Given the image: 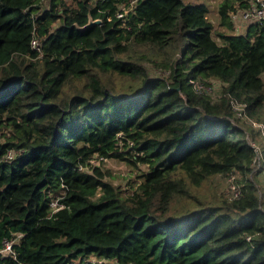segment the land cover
<instances>
[{
  "label": "trees",
  "instance_id": "16d2710c",
  "mask_svg": "<svg viewBox=\"0 0 264 264\" xmlns=\"http://www.w3.org/2000/svg\"><path fill=\"white\" fill-rule=\"evenodd\" d=\"M128 1L0 0V248L20 235L0 264H264L263 188L232 104L264 123V23L232 17L250 0H222L220 30L204 1L138 0L123 20ZM100 157L137 170L128 192ZM231 171L241 197L198 192Z\"/></svg>",
  "mask_w": 264,
  "mask_h": 264
},
{
  "label": "built area",
  "instance_id": "2783aa9c",
  "mask_svg": "<svg viewBox=\"0 0 264 264\" xmlns=\"http://www.w3.org/2000/svg\"><path fill=\"white\" fill-rule=\"evenodd\" d=\"M42 3L48 2V0H41ZM138 0H129L128 2H125L121 5L119 11L117 12V15L123 20L126 19V16L128 15L130 9H132L136 4ZM232 17L236 20L240 18L242 21L245 22H258V23H264V0H250V4L243 9L237 10L233 12ZM31 46L33 49L41 52L42 51V40L39 38L36 34L32 37L31 39ZM168 72V71H167ZM166 72H161V74H164ZM190 83L193 87V89L197 93H202V94H211V91L213 89V85H209L206 80L202 78H193L190 79ZM233 108L236 111L237 115L246 119L248 123H250L254 128L260 130V134L264 137V123L257 121L255 119H252L250 117H247L245 114V105L243 103L237 102V101H232ZM234 119V118H233ZM235 122V120H233ZM2 132L0 131V144L3 140L2 138ZM250 142V141H249ZM250 144L254 147L255 149V156L253 158L251 167L252 170L250 172V176L254 177L256 174H259L262 176L263 179V184H264V152L261 149L260 145L252 140ZM20 151L14 147H8L6 148L4 154H3V159L7 161H11L12 159L15 158L17 154H19ZM100 160H106L104 157H100ZM99 159H92V162H95V160L99 161ZM227 194L229 198H239L242 196V190H243V184L238 181V173L235 171H231L227 175ZM260 195L262 198L264 197V191H260ZM54 209H58L59 207L57 206V202L54 203L52 202ZM19 234L17 236H14L11 239H5L3 241V245L0 248V252H10L14 254V245L16 241L19 239ZM250 238V237H248ZM93 262H98V263H103V259H95L92 258L90 259Z\"/></svg>",
  "mask_w": 264,
  "mask_h": 264
},
{
  "label": "rangeland",
  "instance_id": "374dc122",
  "mask_svg": "<svg viewBox=\"0 0 264 264\" xmlns=\"http://www.w3.org/2000/svg\"><path fill=\"white\" fill-rule=\"evenodd\" d=\"M192 1V0H191ZM193 1H204L208 4L209 6V18L212 20V22L215 24L216 30H220V25H219V13H218V6L219 3L222 0H193ZM223 29V28H222ZM217 39L219 37L216 35L215 36ZM161 70H157L156 73L151 71V73L163 76L162 74H159ZM264 77V75H263ZM211 81L215 84H212L214 87L211 91V94L213 97H216L220 94V86L216 84H220L221 80L218 78H212ZM211 85V84H209ZM250 123L245 124V137L251 142L252 140L256 141L259 143L260 147L262 146L264 149V137L260 135V130L254 129V127ZM253 131L255 134H253ZM257 132V133H256ZM99 161L95 160V163H98ZM103 168L107 169L110 171L111 175L110 177L114 180L115 183H120L123 188H126V192H128L131 189V182L135 181L138 179L137 177V170L134 169L132 166H130L128 163L117 160V159H106L103 163ZM255 177L259 178V184L262 186L264 190V185H263V179L262 176L259 174H256ZM129 178V179H128ZM256 178V179H257ZM227 176H221V175H214L208 180H206L199 188L198 192L201 193V195H204L209 198H216L218 196H227ZM215 195V196H214ZM264 199V198H263ZM56 203V202H54Z\"/></svg>",
  "mask_w": 264,
  "mask_h": 264
},
{
  "label": "water",
  "instance_id": "95a60500",
  "mask_svg": "<svg viewBox=\"0 0 264 264\" xmlns=\"http://www.w3.org/2000/svg\"><path fill=\"white\" fill-rule=\"evenodd\" d=\"M95 23H101V19H96V18H93L92 16H90L89 18V22L86 24V26H89L91 24H95ZM84 26V27H86Z\"/></svg>",
  "mask_w": 264,
  "mask_h": 264
},
{
  "label": "crops",
  "instance_id": "0c3cea01",
  "mask_svg": "<svg viewBox=\"0 0 264 264\" xmlns=\"http://www.w3.org/2000/svg\"><path fill=\"white\" fill-rule=\"evenodd\" d=\"M239 20H241L240 18H238ZM238 19H236V20H238ZM241 30V28H238V30L237 31H240ZM216 85H220V84H216Z\"/></svg>",
  "mask_w": 264,
  "mask_h": 264
}]
</instances>
